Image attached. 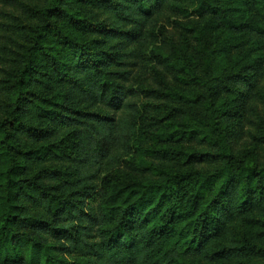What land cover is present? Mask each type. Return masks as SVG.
<instances>
[{
  "label": "trees",
  "instance_id": "trees-1",
  "mask_svg": "<svg viewBox=\"0 0 264 264\" xmlns=\"http://www.w3.org/2000/svg\"><path fill=\"white\" fill-rule=\"evenodd\" d=\"M263 152L264 0H0V264H264Z\"/></svg>",
  "mask_w": 264,
  "mask_h": 264
},
{
  "label": "rangeland",
  "instance_id": "rangeland-1",
  "mask_svg": "<svg viewBox=\"0 0 264 264\" xmlns=\"http://www.w3.org/2000/svg\"><path fill=\"white\" fill-rule=\"evenodd\" d=\"M166 26V25H165ZM161 27H163V25L161 26ZM166 28H167V30H168V32H172L171 31V27H169V26H166ZM172 35V34H171ZM170 35V36H171ZM132 88H134L135 90H137V89H140L138 86H137V82H135V84L133 85V86H131ZM99 111L100 112H104L103 111V109H99ZM256 155V154H255ZM257 156V155H256ZM261 161H263L264 160V152L262 153V155H261V157L259 158Z\"/></svg>",
  "mask_w": 264,
  "mask_h": 264
}]
</instances>
